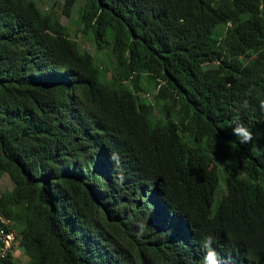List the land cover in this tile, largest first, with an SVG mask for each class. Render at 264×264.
Listing matches in <instances>:
<instances>
[{
  "label": "trees",
  "instance_id": "trees-1",
  "mask_svg": "<svg viewBox=\"0 0 264 264\" xmlns=\"http://www.w3.org/2000/svg\"><path fill=\"white\" fill-rule=\"evenodd\" d=\"M76 6L99 55L53 6L0 0V231L23 264H203L208 235L220 264H264V0Z\"/></svg>",
  "mask_w": 264,
  "mask_h": 264
},
{
  "label": "rangeland",
  "instance_id": "rangeland-1",
  "mask_svg": "<svg viewBox=\"0 0 264 264\" xmlns=\"http://www.w3.org/2000/svg\"><path fill=\"white\" fill-rule=\"evenodd\" d=\"M63 0H37V2L40 5V8L43 11H46V7L48 6H53L52 8L54 9L55 12L59 13V20L62 23H65L66 26L69 28L70 33L74 34L76 41L78 42V44H80L83 48L87 49L90 52H96L98 55L100 54V52L95 51L93 43H92V39L87 36L86 34H81L79 33V31L77 30L78 27V23H77V8L78 6L74 7L71 15L69 17L66 18V16L62 13L59 12V8L60 4L62 3ZM141 95H143V93H141ZM150 97V95H147ZM13 187L9 177L7 176L6 173H3L2 176L0 177V193L3 192L4 190H8L11 189ZM16 241V238H14V242ZM18 249V253L14 257L16 258V260L23 264L25 262V260L27 259V256L24 254V252L22 250Z\"/></svg>",
  "mask_w": 264,
  "mask_h": 264
},
{
  "label": "clouds",
  "instance_id": "clouds-1",
  "mask_svg": "<svg viewBox=\"0 0 264 264\" xmlns=\"http://www.w3.org/2000/svg\"><path fill=\"white\" fill-rule=\"evenodd\" d=\"M243 107H247V101H245ZM259 107L261 111H264V99L260 100ZM232 134L233 136H236L239 138L240 144H249L252 142L253 134L251 131L248 130L247 127H245L242 123H240L237 119V122L235 123L234 127L232 128ZM111 159L114 161H117L118 163V156L117 154L113 153L111 156ZM123 179V177H121ZM139 232L137 233V237L143 235L145 224L143 222L138 223ZM214 238L211 235H208L203 238L202 240V248L205 250L204 258H203V264H220L219 255L216 252L214 245Z\"/></svg>",
  "mask_w": 264,
  "mask_h": 264
},
{
  "label": "built area",
  "instance_id": "built-area-1",
  "mask_svg": "<svg viewBox=\"0 0 264 264\" xmlns=\"http://www.w3.org/2000/svg\"><path fill=\"white\" fill-rule=\"evenodd\" d=\"M15 242L13 232L4 233L0 231V259L5 258L7 254L12 251Z\"/></svg>",
  "mask_w": 264,
  "mask_h": 264
},
{
  "label": "crops",
  "instance_id": "crops-1",
  "mask_svg": "<svg viewBox=\"0 0 264 264\" xmlns=\"http://www.w3.org/2000/svg\"><path fill=\"white\" fill-rule=\"evenodd\" d=\"M18 247H14V251H13V255L15 254V256L17 255V253H18V249H17Z\"/></svg>",
  "mask_w": 264,
  "mask_h": 264
}]
</instances>
